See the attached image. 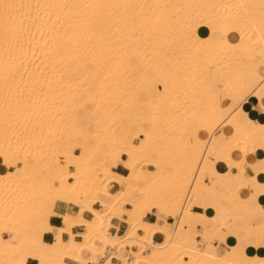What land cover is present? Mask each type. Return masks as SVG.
I'll return each mask as SVG.
<instances>
[{"label":"bare ground","instance_id":"bare-ground-1","mask_svg":"<svg viewBox=\"0 0 264 264\" xmlns=\"http://www.w3.org/2000/svg\"><path fill=\"white\" fill-rule=\"evenodd\" d=\"M211 69L230 111L207 88ZM262 69L264 0H0V264H82L107 248L122 264H264L237 233L218 240L224 250L189 244L204 219L216 234L235 225L247 236L264 217V182L228 188L230 168L243 173L247 155L264 147V123L242 109L259 97ZM154 80L161 90L148 88ZM223 124L230 132L220 143L213 131ZM118 161L126 176L113 172ZM234 202L245 207L240 216L229 211ZM198 204L204 213L191 211ZM152 211L175 222L148 223ZM52 215L62 227L49 225ZM112 218L128 225L122 236L109 234ZM155 233L164 241L153 243ZM125 247L136 248L131 259Z\"/></svg>","mask_w":264,"mask_h":264},{"label":"crops","instance_id":"crops-1","mask_svg":"<svg viewBox=\"0 0 264 264\" xmlns=\"http://www.w3.org/2000/svg\"><path fill=\"white\" fill-rule=\"evenodd\" d=\"M223 28H222L223 32H225V29H226V32H228V29L226 26H224ZM198 33L200 35L204 36V35H206L207 32L200 29L198 31ZM136 64H137L136 61L132 60V65H136ZM261 71H262V74H264V69H262ZM203 79L207 85V88L211 92H213L215 94V96L221 101L222 108L224 110L230 111L232 109V103L220 91L222 86H221L220 79H219L218 75L216 74V71L214 69H211V70H209V72L208 71L205 72L203 75ZM156 88L157 89L159 88L158 90H161L160 86H157ZM256 92L259 95V97L255 94L249 95L243 101L242 109H243L244 113L246 114V116L250 120H252L254 123H264V82H262L261 86H259L257 88ZM144 128H146V126H144ZM133 129L135 130V127L130 128L131 133L134 132ZM229 132H230L229 128L223 124L220 126V128L218 127L217 129H215L213 131V135L219 139L220 143H222L224 141V139L221 137V133L228 135ZM187 138L190 141H193V139H194L193 135H191V134H188ZM132 142L137 143L138 139L132 138ZM261 143L264 144V141H260V144ZM214 155L215 154H212V157H214ZM125 158L126 157L124 155L121 156V160H124ZM241 158L242 157L240 155L236 156V159H241ZM256 160H257V162H256ZM249 166H250V168H249ZM112 170L114 173H116L118 175H122V176L125 175L126 176L128 174L127 169L122 165V163L120 161L117 162V165L115 167H112ZM70 171H72V170H70ZM16 172H17V175H19L18 169L16 170ZM230 172L233 175L234 179L232 182H230L228 184L229 189H233L235 184H237V183H242L244 185L245 189L252 188L253 183H251L250 181H247V179H251L254 176L257 178L258 181L264 182V176H262V175H264V147L258 148L254 151V153H250L249 155H247L246 162L244 163V172L243 173H239V171L236 168H230ZM201 179L205 183H210L209 178L201 177ZM225 186H226V182L220 181L219 188L224 190ZM111 187H119V186L112 184ZM116 191H118V190H116ZM116 191H113V192H116ZM201 193L204 197L209 195V192L207 190H202ZM249 193H250V191H247L244 193V195H248ZM256 204L261 205L259 207V210L264 211V196H262V195L259 196L256 199ZM256 204L254 202H252V207L255 208ZM98 205H99L98 203H94L93 208L96 210H101V209L97 208ZM125 208H128V207L125 206ZM62 211H67L69 213L75 214L76 213L75 211H77V209L75 207H72V206H66V207L62 208ZM191 211L194 213H204V208L201 207L200 204H198V205L193 206ZM229 211L235 215L240 216L245 211V207L241 203L234 202L231 205H229ZM218 215H219V217H223L224 213L219 211ZM123 217H125V216L123 215ZM82 218L86 219V220H91L92 215L89 212L84 211L82 214ZM185 218H186V220L191 219L190 213L186 214ZM144 220L148 223H151V224H156V222H157V224L159 223L158 226H160V227L165 226V224L166 225H168V224L173 225V223L175 222L174 217L162 218L161 215L157 211H152V212L147 213L146 216L144 217ZM110 222H111V225H110V228L108 229V232L110 235L122 236L125 233V231L127 230L128 225L118 218H112ZM249 223L253 227V233H252L253 235L249 234L247 236L246 235L243 236V233L239 232L235 225H229L226 229H223L219 233L216 234L212 230V227L210 225V221H208L207 219H204L202 222L196 224L193 228L190 229V232L193 234H197V236L195 237L194 241H189V244H192L193 247L196 249H205L208 245H213L214 247H219L222 250H224L225 245L220 244L218 240L223 239L227 235H232V234L237 233L241 238V241L239 242V245H241L240 246L241 248H244V247L249 245L250 248H249V246L247 248V249H249V254H251V255L252 254H258L259 256H264V226H262L260 228V225L264 224V217H262V218L261 217H255V219H253ZM49 225L51 227H54V228L62 227L63 220L59 215H52L49 218ZM72 232L74 235H76V237H75V240H76V238H79V237H77V235L83 232V228L78 227V226L73 227ZM200 234L205 235L204 240L200 237ZM6 236L8 237V235H6ZM213 237H215L216 239L213 240L212 244H211L210 239ZM242 237H243V239H242ZM62 238H63V240H68V236L66 234H63ZM164 239H165L164 234L155 233L153 235V243H155V244L163 242ZM43 241L45 243H48V244L53 243L55 241L54 234L51 232H45L43 234ZM256 243H259L258 247L256 249H252L251 247L253 245H255ZM124 251H125V253H128V250L126 251L124 249ZM107 259H109V258H105L101 262V264H103ZM232 260H235V258L233 257ZM109 261H110V259H109ZM65 262L67 264H75V262H73L69 259H66ZM26 264H38V263L34 259H28ZM109 264H122V262L120 260L119 261L111 260L109 262Z\"/></svg>","mask_w":264,"mask_h":264},{"label":"rangeland","instance_id":"rangeland-1","mask_svg":"<svg viewBox=\"0 0 264 264\" xmlns=\"http://www.w3.org/2000/svg\"><path fill=\"white\" fill-rule=\"evenodd\" d=\"M155 81V83L154 82H152V84L149 82V84H148V88L150 89V90H152V89H155L156 88V80H154ZM73 82H77V78L76 77H74L73 78ZM155 84V85H154ZM78 103V100H76V102H75V104H77ZM190 125H188V127H189ZM187 127V128H188ZM188 131H190V127L187 129V132ZM70 134V131L67 129L66 130V135H69ZM205 135H206V137H208L209 135H210V133L209 132H206L205 131V133H204ZM209 134V135H208ZM79 150V149H78ZM149 169H151L150 167H149ZM70 170H73L72 168H70ZM210 180V179H209ZM119 189H121V187H109V191H111V192H113V191H116V190H119ZM124 206H127V205H124ZM128 207V206H127ZM97 208H99V209H101L102 210V208L98 205L97 206ZM141 232H138V234H140ZM216 238L215 237H213V238H211L210 239V243L212 244V241L213 240H215ZM76 240H80V238H76ZM94 240V239H93ZM95 241V240H94ZM14 242V241H13ZM103 251H105L104 249H103ZM103 251H101V253H99L97 256H96V258L95 259H98L99 257H102V256H104V252ZM128 253H130V252H128ZM124 254H127V253H125V251H124ZM88 256V252H84V257H87ZM89 261H92V260H88V261H86V260H84L83 262H82V264H87V262H89ZM76 264V263H75Z\"/></svg>","mask_w":264,"mask_h":264},{"label":"built area","instance_id":"built-area-1","mask_svg":"<svg viewBox=\"0 0 264 264\" xmlns=\"http://www.w3.org/2000/svg\"><path fill=\"white\" fill-rule=\"evenodd\" d=\"M136 250L135 247H125V250ZM114 252H115V249H112V248H107L105 249L104 251V256L103 257H100L97 259V261H89L88 264H101V262L105 259V258H109L110 261L111 260H117V257L114 255ZM127 257L128 259H131V255L129 253H127Z\"/></svg>","mask_w":264,"mask_h":264}]
</instances>
